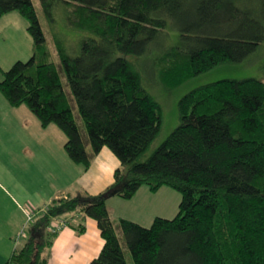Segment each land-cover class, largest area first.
Wrapping results in <instances>:
<instances>
[{"label":"trees","instance_id":"1","mask_svg":"<svg viewBox=\"0 0 264 264\" xmlns=\"http://www.w3.org/2000/svg\"><path fill=\"white\" fill-rule=\"evenodd\" d=\"M39 2L52 25L55 7H63L66 27L78 32L75 43L54 33L58 65L33 0H0V18L19 11L33 37L32 56L4 71L0 91L12 106L26 104L42 126L55 123L72 161L88 168L107 146L120 165L105 191L54 199L8 264H48L58 235L49 226L70 214L80 233L88 217L97 222L104 242L89 264H129L128 255L133 264H264V79L192 89L179 101V125L144 158L162 110L140 66L152 57L158 80L175 87L247 60L264 41V0ZM171 29L173 44L166 42ZM142 185L178 190L179 213L157 216L149 227L112 219L108 196L129 199Z\"/></svg>","mask_w":264,"mask_h":264},{"label":"rangeland","instance_id":"2","mask_svg":"<svg viewBox=\"0 0 264 264\" xmlns=\"http://www.w3.org/2000/svg\"><path fill=\"white\" fill-rule=\"evenodd\" d=\"M33 2L52 59L59 65L54 33L64 34L65 41L74 45L78 32L66 27L63 7H55L56 23L52 25L39 0ZM28 24V20L19 11H12L0 19V81L4 78V71L16 61H27L33 54V37ZM170 31L166 42L170 39L171 44L176 43V30ZM129 58L135 59L134 56ZM151 58H142L140 66L146 90L161 106L162 126L144 158L151 155L179 125V101L192 89L220 79H264V41L247 60L217 66L175 87H166L158 80ZM67 90L70 94L68 87ZM74 110L87 141L75 105ZM66 141L65 133L55 123L42 126L26 104L12 106L0 91V264H6L13 249L20 246L28 236V216L36 213L35 221L43 215L46 212L43 208L49 205L51 198L96 194L105 191L113 182V173L120 161L107 146L93 155L90 166L85 168L83 164L70 159L65 149ZM181 199L182 194L170 186L163 185L157 191H152L148 185H142L132 198L110 195L107 204L114 220L124 217L149 227L157 216L175 217L179 213ZM66 217L70 222L64 230L72 229L76 236H82L74 228V225H78V217L72 214ZM88 219L91 222H95V219L88 217L85 220L89 236L95 237L96 234L91 232L92 223L88 224ZM22 231L24 235L20 234ZM53 242L50 256L52 264H69L78 254L76 251L64 252L65 243L62 238ZM128 262L133 264L130 255Z\"/></svg>","mask_w":264,"mask_h":264},{"label":"crops","instance_id":"3","mask_svg":"<svg viewBox=\"0 0 264 264\" xmlns=\"http://www.w3.org/2000/svg\"><path fill=\"white\" fill-rule=\"evenodd\" d=\"M7 14H5V15H7ZM4 16H2L0 19H2ZM113 176H114V173H113ZM64 197H71V195H66ZM60 198H62V197H60ZM60 198H51L50 199L51 200L50 203L54 199H60ZM108 209H109V206H108ZM109 213H110V209H109ZM110 216H111V214H110ZM63 218H67V217H63ZM111 218H112V216H111ZM87 222H88V224L92 223L91 224V232L94 233V235L96 234L95 237L89 236V227L88 226H86V231L81 234L82 236H76L75 235L76 233L72 229L64 230V228L67 225L60 230V231H62V233L58 234L55 237V240L56 239H60V238H62V240H64V243H65L64 252H68L69 253V252H72V251H76L78 253L74 257L73 261L70 262L69 264H89L90 261L99 254L98 250L100 252V250L102 248V245H103L104 241H103V238L101 237L100 230L98 228L97 222L96 221L95 222H91V220H89V219L87 220ZM98 230H99V232H98ZM97 233H98V235H97ZM78 237H80V240H79ZM81 237H83V238L81 239ZM14 249H13V251H14ZM12 252H11V254H12ZM50 256H51V249H50V254H49V258H48V264H52ZM6 264H8V261L6 262Z\"/></svg>","mask_w":264,"mask_h":264},{"label":"built area","instance_id":"4","mask_svg":"<svg viewBox=\"0 0 264 264\" xmlns=\"http://www.w3.org/2000/svg\"><path fill=\"white\" fill-rule=\"evenodd\" d=\"M48 207L49 206L43 208V210H46L47 211L48 210ZM35 215H36V213H34L33 215H29L28 216V220H27L28 223L31 224V223L34 222ZM68 223H69V219L68 218H63V219H60V220L55 219V220H53L51 222V224L49 226V230L51 232H59L62 228H64L66 225H68ZM20 234L21 235H24V232L22 231ZM20 234H19V236H20Z\"/></svg>","mask_w":264,"mask_h":264}]
</instances>
